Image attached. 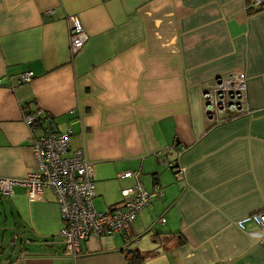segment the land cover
Segmentation results:
<instances>
[{
	"label": "crops",
	"instance_id": "0c3cea01",
	"mask_svg": "<svg viewBox=\"0 0 264 264\" xmlns=\"http://www.w3.org/2000/svg\"><path fill=\"white\" fill-rule=\"evenodd\" d=\"M49 10H53L49 12ZM88 40L69 49L68 16ZM33 78L18 82L19 73ZM246 74V112L216 122L203 94ZM0 176L36 170L23 105L70 131L107 208L139 171L161 195L127 232L58 238L53 194L0 196V264H128L122 248L154 250L141 264H264L262 231L236 221L264 212V7L250 0H0ZM222 115V116H223ZM171 163L185 167L176 180ZM164 218V221H161ZM128 244V245H127Z\"/></svg>",
	"mask_w": 264,
	"mask_h": 264
},
{
	"label": "built area",
	"instance_id": "2783aa9c",
	"mask_svg": "<svg viewBox=\"0 0 264 264\" xmlns=\"http://www.w3.org/2000/svg\"><path fill=\"white\" fill-rule=\"evenodd\" d=\"M251 7H264V0H250ZM53 10H49L52 12ZM69 49L76 54L88 40L80 18L76 14L68 16ZM34 76L32 70L18 74L20 83L29 82ZM0 84L2 81L0 80ZM246 74L242 71L228 72L214 79L210 90L203 94L205 111L216 122L226 117L223 112H246ZM223 115V116H222ZM43 117L39 109L23 108V120L31 131L30 148L33 153L36 170L26 177L13 179L0 176V196H10L15 184L25 187L30 200L43 197L49 190L57 203L61 219L58 238L66 255L75 258L81 251V242L93 237L115 236L126 232L136 219L138 213L151 205L155 196H160L159 189L148 190L139 179V171L126 170L121 177H133L134 183L121 190V199L104 211L94 206L96 191L94 185V170L81 148L71 149L70 131H42L38 119ZM176 180L185 177V167L171 163ZM161 218V221H164ZM254 222L262 234L260 243L264 245V212L251 215L236 221L243 228L248 222Z\"/></svg>",
	"mask_w": 264,
	"mask_h": 264
},
{
	"label": "trees",
	"instance_id": "16d2710c",
	"mask_svg": "<svg viewBox=\"0 0 264 264\" xmlns=\"http://www.w3.org/2000/svg\"><path fill=\"white\" fill-rule=\"evenodd\" d=\"M22 108H25V106L23 105ZM47 120L48 116L46 114H43V117H40V119H38V125L42 131L50 132L51 127L48 124ZM122 250L125 253L128 264H141L146 258L155 254L154 250L141 251L138 248H122Z\"/></svg>",
	"mask_w": 264,
	"mask_h": 264
},
{
	"label": "rangeland",
	"instance_id": "374dc122",
	"mask_svg": "<svg viewBox=\"0 0 264 264\" xmlns=\"http://www.w3.org/2000/svg\"><path fill=\"white\" fill-rule=\"evenodd\" d=\"M27 83V82H26ZM94 206L97 210L99 211H104L107 209L106 205L104 204L103 200L101 197H97L94 199ZM113 237V236H111Z\"/></svg>",
	"mask_w": 264,
	"mask_h": 264
},
{
	"label": "water",
	"instance_id": "95a60500",
	"mask_svg": "<svg viewBox=\"0 0 264 264\" xmlns=\"http://www.w3.org/2000/svg\"><path fill=\"white\" fill-rule=\"evenodd\" d=\"M47 122H48V124L50 125V127H51V130H50V132H53V133H55V132H57L58 130L56 129V127H55V124L53 123V120L52 119H48L47 120Z\"/></svg>",
	"mask_w": 264,
	"mask_h": 264
}]
</instances>
